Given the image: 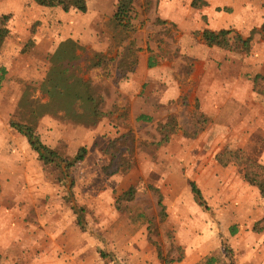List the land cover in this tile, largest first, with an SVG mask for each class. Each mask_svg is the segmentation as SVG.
I'll return each instance as SVG.
<instances>
[{
  "label": "rangeland",
  "instance_id": "obj_1",
  "mask_svg": "<svg viewBox=\"0 0 264 264\" xmlns=\"http://www.w3.org/2000/svg\"><path fill=\"white\" fill-rule=\"evenodd\" d=\"M254 2L235 0L229 18L234 20L232 40L238 32L252 37L248 56L235 53L256 64L264 60V4ZM97 7L91 4L90 14L83 19H76L75 14L81 15L73 10L71 20L66 22L33 0H25V6L22 0H0V27L7 25L14 34L0 54V66L9 70L0 90V264H165L159 259V250L168 261L185 257L174 264H195L201 258V264L208 259L214 264H238L247 248L258 246L240 244L242 238L231 244L235 236H250L251 231L240 234L242 230L238 229L232 237V230L227 234L221 221L210 218L218 214L210 212L216 207H209L208 198L204 197V206L192 203L190 183L199 185L193 180L196 166L184 163L183 158L197 156L198 149L175 145L164 154V146H158L162 139L159 125L168 117L164 115L153 124L139 121L130 108L149 100L144 93L136 94L134 101L135 94L122 89L123 77L145 52L139 47L146 44L159 50L158 56L169 60L175 57L174 63L183 65L181 73L190 72L189 59L182 49H175L181 32L170 23L156 20L155 0L148 15L138 12L136 31L129 33L107 17L98 16ZM47 27L54 29L52 34L57 39L52 46L47 37H42L41 44L36 39ZM75 33L85 39L72 38ZM69 40L82 48L69 56L74 58L69 76L90 83L93 92L105 99L110 113L95 126L86 127L69 119L47 93L51 85H43L51 71L52 55ZM259 90L264 92L262 82ZM191 108L178 110L177 128L182 131L176 135L191 141L206 134L211 145L215 138L207 134L210 119ZM20 123L31 126L61 158L72 159L85 148L86 160L69 174L65 164L44 165L28 140L12 128V124ZM257 123L256 119L253 130L240 136L244 147L238 148L240 142L234 137L233 144H238L232 150L218 153L221 145L208 146V158L241 150L251 161L262 162L264 129ZM122 154L131 166L128 171L117 170ZM208 167L213 170L216 165ZM225 170L243 176L244 169L233 165ZM131 188L136 189L135 200L119 205L122 195ZM156 190L163 195L166 217L161 215ZM216 197L222 206L225 194L220 188ZM78 216L82 217L83 228L77 226ZM257 230L258 226L253 228V234ZM66 247L72 252L67 257L63 251Z\"/></svg>",
  "mask_w": 264,
  "mask_h": 264
},
{
  "label": "crops",
  "instance_id": "obj_2",
  "mask_svg": "<svg viewBox=\"0 0 264 264\" xmlns=\"http://www.w3.org/2000/svg\"><path fill=\"white\" fill-rule=\"evenodd\" d=\"M22 1L25 6V0ZM86 1L87 14L78 12L81 16L75 14L76 19H83L82 17L89 15L90 5L94 4L99 6V8L97 7L98 16L107 17L113 22L118 0ZM155 1L156 20L166 24L170 23L181 32L180 43L175 45V49H182L183 55L189 59L186 61L191 71L181 73L183 65H176L175 57L169 60L158 56L159 50L151 49L147 44L144 47H139L145 49V52L130 65L129 71L126 73L127 76L123 77L122 89L123 91L127 89L131 94H135L134 101L137 100L136 94L141 96L145 93V100H149L152 105L148 102L141 104L136 109L130 108L131 115L137 119L148 118L153 124L154 122L159 123L160 118L164 115L168 117V122L171 117H177L179 109L187 110L193 107L191 109L197 110L199 112L197 114H204L210 119V128L207 134L209 137L212 135L215 138L211 145V141L206 139V134L191 141H187L183 137L184 141L182 142H179L182 139L180 140L178 135H174L168 144L162 146L164 154L168 153L175 145L186 150L198 149L197 156L193 155L190 159L185 156L183 161L186 164L195 163L193 180L199 184L198 188L203 197L209 199V207H216L215 209L211 208L210 212H216L217 217L211 215L210 218L221 221L223 229L229 235L231 230L235 235L238 234V229L242 230L240 234H244L243 230L251 231L252 235L246 237L241 235L234 237L231 234L235 238L232 239L231 244H237L242 238L240 244L258 246L257 249L248 250L247 248L246 256L241 258L238 264H264V197L260 190L248 183L241 174L228 172L216 161V156L209 159L208 152H206L208 146L219 148L220 145L222 147L218 153L226 148L232 150V146L238 144H233L234 137H237L238 141L236 140V142H240L238 148L244 147V143L242 144L244 140H239V138L253 130L255 127L253 122L256 119L258 128L264 129V92L259 90L260 82L264 85V60L256 61V65L255 61L251 62L248 57L245 59L240 57L234 50L209 47L202 39V33L206 30L212 32L231 31L234 20L229 16L230 12H233L231 5L235 3V0ZM195 1L199 5L203 3L207 5H203L202 8L193 7ZM144 2L145 0H140V4H138L137 11H141L140 15L149 14L143 12ZM236 3L241 5L237 1ZM254 4L262 5L264 0H255ZM44 9L47 8L44 7ZM47 11L49 14L58 13L59 19L68 22L71 20L69 15L73 10L67 13L62 8H50ZM49 21H51L50 18ZM53 32L54 29L44 28L40 36L36 38L38 43L43 42L42 37H47L51 45L48 42H44V44L52 46L57 41ZM238 33L242 36H249V34ZM82 37L81 33L78 35L75 33L72 38L84 40L85 38ZM131 45H134V42ZM150 62L154 64L152 68L149 67ZM257 76L263 78L260 79ZM149 97L155 101H151ZM178 131L181 133L182 130L179 128ZM260 160H262V162L260 161L261 165L264 166V153ZM208 164L216 165L215 169L212 170ZM222 181L224 183H221ZM218 188L225 194L222 206L216 202ZM191 201L195 203L193 194ZM189 205L192 204L189 203ZM256 226H258V233L255 235L253 228ZM63 251L66 257L72 253L68 251L67 247ZM203 259L197 260L195 264H201Z\"/></svg>",
  "mask_w": 264,
  "mask_h": 264
},
{
  "label": "trees",
  "instance_id": "obj_3",
  "mask_svg": "<svg viewBox=\"0 0 264 264\" xmlns=\"http://www.w3.org/2000/svg\"><path fill=\"white\" fill-rule=\"evenodd\" d=\"M37 5L46 8H62L65 12H70L71 10H76L80 13L87 14L88 5L86 0H33ZM140 0H118L116 5V12L113 18L114 25L126 32H135V21L138 19V4ZM198 2L193 3V7L198 6ZM206 6L207 4L203 3ZM152 7V0H145L142 5L143 12L148 13ZM166 25L165 22H161ZM264 28V27H263ZM202 39L209 47H218L228 50H234L240 54H249L252 48V37L244 38L241 34H237L232 40L230 37L234 34L232 31H219L212 32L206 30L202 33ZM14 37L7 25L0 27V54L4 50L5 46L10 39ZM77 49H82L79 44L69 40L62 44V46L52 55L51 71L48 75L47 81L43 83L45 87L51 85L47 93L50 95L51 100L57 101L64 110L69 119L74 122L81 123L83 126L91 127L99 124L109 116V112L106 109V101L103 97L93 92V89L88 82L83 80L73 79L69 76V69L72 64V59L69 56L74 55ZM73 57V56H72ZM106 58V57H105ZM154 64L150 62L149 67L152 68ZM9 70L6 66H0V90L2 89L4 83L8 79ZM257 78H263L257 76ZM264 80V78H263ZM43 86V87H44ZM78 109L82 112L79 113ZM139 121H149L148 118L140 117ZM176 122V123H175ZM19 134L24 136L32 150L38 155L39 161L46 166H60L61 164L66 165V172L69 174L71 170L75 169L76 166L83 163L88 155V151L82 148L77 155L69 160L63 159L60 155L47 147L40 139V137L32 130L29 125L12 124ZM160 133L162 134V139L158 143L159 147L168 144L174 135H176L177 120L176 117H171L169 121L165 124L159 125ZM112 148V147H111ZM114 148V146H113ZM118 169H123V171H128L131 166L128 164V159L122 154L120 156ZM222 167H231L235 165H240L243 170L244 179L250 183L252 186L257 187L261 195L264 197V166L260 163L257 164L250 160L243 151H225L223 155L219 156L216 160ZM114 167V166H113ZM108 169H106L107 171ZM117 173V172H115ZM114 172L111 174L113 175ZM192 194L194 195L195 201L201 206L205 205L204 197L201 190L195 183H190ZM158 193V205L161 208V215L166 217V206L163 203V195L159 190ZM136 189L131 188L119 200V205L122 202H133L135 200ZM76 214V207L72 208ZM79 211H82L79 209ZM77 226L83 228L82 217L78 216ZM234 236V231H232ZM159 259L165 264L181 263L184 261L183 256H181L177 261H168L162 252H158ZM206 264H214L213 259H208Z\"/></svg>",
  "mask_w": 264,
  "mask_h": 264
}]
</instances>
